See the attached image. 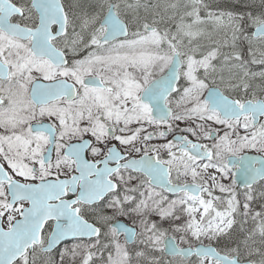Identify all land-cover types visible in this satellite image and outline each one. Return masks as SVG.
<instances>
[{
  "label": "snow or ice",
  "instance_id": "6c2138e0",
  "mask_svg": "<svg viewBox=\"0 0 264 264\" xmlns=\"http://www.w3.org/2000/svg\"><path fill=\"white\" fill-rule=\"evenodd\" d=\"M0 264H264V0H0Z\"/></svg>",
  "mask_w": 264,
  "mask_h": 264
}]
</instances>
